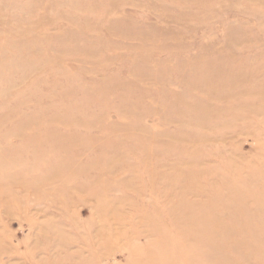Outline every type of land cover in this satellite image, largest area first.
I'll return each mask as SVG.
<instances>
[{"label": "rangeland", "instance_id": "374dc122", "mask_svg": "<svg viewBox=\"0 0 264 264\" xmlns=\"http://www.w3.org/2000/svg\"><path fill=\"white\" fill-rule=\"evenodd\" d=\"M0 264H264V0H0Z\"/></svg>", "mask_w": 264, "mask_h": 264}]
</instances>
